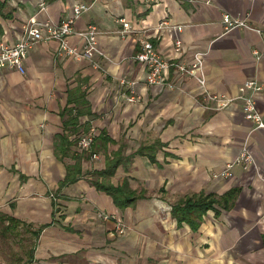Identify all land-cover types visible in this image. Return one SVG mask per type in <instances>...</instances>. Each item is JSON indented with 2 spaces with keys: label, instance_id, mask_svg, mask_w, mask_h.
I'll return each instance as SVG.
<instances>
[{
  "label": "crops",
  "instance_id": "0c3cea01",
  "mask_svg": "<svg viewBox=\"0 0 264 264\" xmlns=\"http://www.w3.org/2000/svg\"><path fill=\"white\" fill-rule=\"evenodd\" d=\"M79 2L90 8L68 41L81 49L78 32L96 24L92 58L42 40L24 74L0 73V264H264V128L240 99L221 110L204 99L206 91L236 97L257 79L264 118V0H47L43 10L40 0H0V40L16 43L31 20L59 23ZM225 14L251 28L225 30ZM121 19L134 29L126 37ZM140 37L168 60L205 53L206 87L174 69L165 84H149L134 58ZM122 79L136 82L135 102ZM92 128L99 158L78 144ZM244 145L255 164L223 173ZM115 153L120 162L104 177ZM97 179L125 182L136 200L117 203ZM235 188L226 206L197 219L172 213L183 198Z\"/></svg>",
  "mask_w": 264,
  "mask_h": 264
},
{
  "label": "built area",
  "instance_id": "2783aa9c",
  "mask_svg": "<svg viewBox=\"0 0 264 264\" xmlns=\"http://www.w3.org/2000/svg\"><path fill=\"white\" fill-rule=\"evenodd\" d=\"M155 2L156 0H149ZM192 2L193 0H188ZM47 0H40L41 10L46 8ZM90 8L89 4L79 2L73 6V14L70 17L62 19L59 23L41 22L37 20H31L24 28V32L21 38L14 44H7L0 40V73L5 70H15L20 74L26 72L25 61L29 55L30 50L35 44L42 40H57L60 42V53L72 56L83 55L88 58L98 52L97 38L99 30L96 24H90L84 31L78 32L84 39L82 48L71 46L68 38L75 30L74 25L77 18H79L84 12ZM123 24V29L120 31L123 37H126L128 33L132 32L133 26L131 22L125 19L120 20ZM223 23L225 30H232L234 28L243 26L251 28L245 20L233 18L229 14L223 16ZM161 25L169 26L168 21H163ZM178 31V34L174 41V49L176 52H181L183 48V40L180 36L183 26H173ZM141 45L140 51L134 56V58L144 64L147 74L146 81L149 84H165L166 76L165 72L169 69H174L182 76L193 78L202 87L207 85V76L205 72V62L203 52L195 53L193 59L190 62H183L179 60H168L163 58L156 50L154 43L146 38H139ZM135 81L127 79L121 80V85L129 92L125 93V98L128 102H135L139 96L136 95ZM263 90V85L257 79H248L239 87V94L236 97L226 94H209L206 91L205 100H212L217 103V109L221 110L228 107L236 99L242 101L243 114L251 120L255 127L264 128V118L261 116L257 108L256 94ZM95 139V129L92 128L89 132H85L80 135L78 139L79 146L86 151H89L93 158H99V153L93 150V142ZM255 157L252 151L247 145H244L239 154L235 156L231 161L227 163L226 169L223 173H226L227 168L233 164H240L245 169L255 164ZM120 232L125 231L123 225L118 226Z\"/></svg>",
  "mask_w": 264,
  "mask_h": 264
},
{
  "label": "trees",
  "instance_id": "16d2710c",
  "mask_svg": "<svg viewBox=\"0 0 264 264\" xmlns=\"http://www.w3.org/2000/svg\"><path fill=\"white\" fill-rule=\"evenodd\" d=\"M75 118L76 117L73 116V118L70 119ZM113 155L114 156L111 158L108 157L109 161L107 163V167L100 171V174H102L104 177L111 176L115 172L116 166L120 162V156H118L116 153ZM68 169L69 172L67 174V181L70 179V171L72 168L69 166ZM96 184L99 188L108 191L113 196L115 201L121 205L133 203L137 198L136 192L130 189L125 182L121 185H114L112 183L106 182L104 179H97ZM235 192L236 188L230 189L219 198L214 197L212 194L189 196L174 204L172 213L179 221L185 219L190 220L192 218L197 219L206 209L209 207H215L216 202L221 206H226L228 200H231Z\"/></svg>",
  "mask_w": 264,
  "mask_h": 264
}]
</instances>
